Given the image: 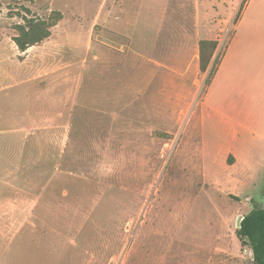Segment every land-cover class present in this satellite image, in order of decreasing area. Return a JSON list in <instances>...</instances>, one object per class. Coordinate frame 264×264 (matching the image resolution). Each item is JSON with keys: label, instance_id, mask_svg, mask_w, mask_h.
I'll return each mask as SVG.
<instances>
[{"label": "rangeland", "instance_id": "1", "mask_svg": "<svg viewBox=\"0 0 264 264\" xmlns=\"http://www.w3.org/2000/svg\"><path fill=\"white\" fill-rule=\"evenodd\" d=\"M190 1L0 0V174L18 177L0 191L37 208L22 263L253 264L235 230L264 208V140L200 126L231 26L213 9L195 49ZM201 40L217 42L204 72ZM229 147L246 162L221 166Z\"/></svg>", "mask_w": 264, "mask_h": 264}, {"label": "crops", "instance_id": "2", "mask_svg": "<svg viewBox=\"0 0 264 264\" xmlns=\"http://www.w3.org/2000/svg\"><path fill=\"white\" fill-rule=\"evenodd\" d=\"M190 3L194 8V28L193 33L188 32L186 36L192 37L195 49L198 38L212 39L207 36L209 24L202 25V22L212 18L213 9L217 13L216 24L231 26V35L200 100V126L243 128L252 135L258 133L264 140V0H215V3L191 0ZM225 151L226 156L223 150L218 158L221 166L230 165L229 156L230 166L246 162L238 149L229 147ZM17 179L15 173L0 174V181L5 185ZM19 194L15 190L0 191V264H24L18 246L24 239L38 240L35 200L22 203L16 197ZM26 225L33 237L22 238V228ZM213 249L214 253L229 254L220 245Z\"/></svg>", "mask_w": 264, "mask_h": 264}, {"label": "trees", "instance_id": "3", "mask_svg": "<svg viewBox=\"0 0 264 264\" xmlns=\"http://www.w3.org/2000/svg\"><path fill=\"white\" fill-rule=\"evenodd\" d=\"M48 27L46 22L30 23L26 28L21 29V36L14 37V42L21 51H24L30 45L49 36ZM36 31L39 33L36 34ZM216 45L217 42L214 40H201L199 42V61L202 72L206 70ZM213 70L215 71V64L208 74L206 84L210 83ZM235 234L241 246H247L251 250L253 264H264V208L255 207L243 215Z\"/></svg>", "mask_w": 264, "mask_h": 264}, {"label": "water", "instance_id": "4", "mask_svg": "<svg viewBox=\"0 0 264 264\" xmlns=\"http://www.w3.org/2000/svg\"><path fill=\"white\" fill-rule=\"evenodd\" d=\"M240 220H241V218H239L238 220H237V227L239 226V222H240Z\"/></svg>", "mask_w": 264, "mask_h": 264}]
</instances>
